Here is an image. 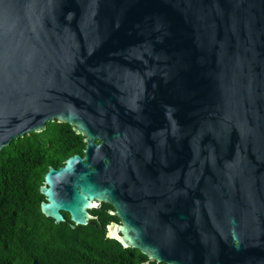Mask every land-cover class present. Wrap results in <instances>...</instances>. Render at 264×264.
<instances>
[{
  "label": "water",
  "instance_id": "obj_1",
  "mask_svg": "<svg viewBox=\"0 0 264 264\" xmlns=\"http://www.w3.org/2000/svg\"><path fill=\"white\" fill-rule=\"evenodd\" d=\"M55 120L86 143L57 224L109 203L153 260L264 264V0H0V152Z\"/></svg>",
  "mask_w": 264,
  "mask_h": 264
},
{
  "label": "trees",
  "instance_id": "obj_2",
  "mask_svg": "<svg viewBox=\"0 0 264 264\" xmlns=\"http://www.w3.org/2000/svg\"><path fill=\"white\" fill-rule=\"evenodd\" d=\"M85 147L84 137L71 125L55 120L43 132L14 139L0 152V264L120 261L116 257L123 255L118 250L122 244L106 236L109 220H117L108 210L99 212L102 218L95 224L73 228L69 213L57 224L41 209L45 196L40 187L49 168L64 165L74 154L84 155Z\"/></svg>",
  "mask_w": 264,
  "mask_h": 264
},
{
  "label": "flooded vegetation",
  "instance_id": "obj_3",
  "mask_svg": "<svg viewBox=\"0 0 264 264\" xmlns=\"http://www.w3.org/2000/svg\"><path fill=\"white\" fill-rule=\"evenodd\" d=\"M106 204H109V203H101L97 207L90 210V213L93 215V218L90 219L89 223L95 224L96 221L101 220L102 217L100 216L99 212L102 213L104 210H108L109 212H111L112 210H114V208L105 209ZM65 214L66 212L64 213V215ZM104 218H107V217H104ZM109 221H110V224H112L115 222H120V219L117 217V220L110 219ZM106 236L110 237L108 233V229L106 231ZM118 250L123 252V255L116 257L117 259H120V261L112 262L108 264H171V263H167L163 261L159 262V261L153 260L147 254L143 253L140 249H137V248H124L123 247ZM121 259L123 260L121 261ZM172 264H181V263H172Z\"/></svg>",
  "mask_w": 264,
  "mask_h": 264
}]
</instances>
